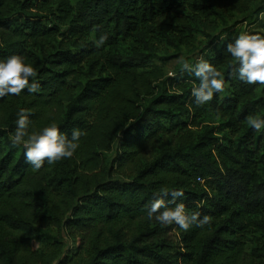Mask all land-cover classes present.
<instances>
[{"label": "trees", "instance_id": "obj_1", "mask_svg": "<svg viewBox=\"0 0 264 264\" xmlns=\"http://www.w3.org/2000/svg\"><path fill=\"white\" fill-rule=\"evenodd\" d=\"M261 13L264 0H0L9 28L0 61L22 56L39 84L0 99V264H264V127L247 123L264 119V88L257 97L258 84L233 75L226 52ZM121 39H131L128 52L116 49ZM193 54L225 80L203 105L192 95L199 79L178 60L195 66ZM21 108L30 132L55 123L69 139L86 133L74 155L34 170L11 140ZM171 126L175 144L147 159ZM156 199L211 221L188 231L173 223L170 238L169 225L147 218ZM66 231L81 238L70 255Z\"/></svg>", "mask_w": 264, "mask_h": 264}, {"label": "clouds", "instance_id": "obj_2", "mask_svg": "<svg viewBox=\"0 0 264 264\" xmlns=\"http://www.w3.org/2000/svg\"><path fill=\"white\" fill-rule=\"evenodd\" d=\"M108 36L102 35L95 44L99 48L106 43ZM226 52L238 63L233 75L238 73V78L247 84L264 85V36L259 34L242 33L234 42L228 43ZM184 70L199 79L198 87H193L192 95L198 105L208 103L213 99L214 93L223 92L225 80L222 73L211 63L201 59L191 65L183 57L180 58ZM37 77L36 69L26 64L22 56L13 55L7 60L0 61V99L8 95H19L24 89L30 92H37L39 84L32 82ZM16 121V130L11 140L14 145L23 144L26 161L32 165L34 170H39L45 162L48 164L57 163L63 159L71 158L79 147L81 136L86 133L74 129L71 139L60 132L55 123L45 127L42 132H30L29 112L21 108ZM247 123L253 129L259 131L264 127V119L249 116ZM168 193L165 191L164 193ZM174 197H182L184 193L177 191L172 193ZM161 208H165L160 212ZM157 213H159L157 215ZM147 218L155 219L162 225L177 224L180 228L188 231L193 225L204 227L209 224L211 218L204 216L200 219L199 213L188 214L183 203L177 204L174 208H167L163 199L154 200L147 210Z\"/></svg>", "mask_w": 264, "mask_h": 264}, {"label": "rangeland", "instance_id": "obj_3", "mask_svg": "<svg viewBox=\"0 0 264 264\" xmlns=\"http://www.w3.org/2000/svg\"><path fill=\"white\" fill-rule=\"evenodd\" d=\"M257 2H259V0H257ZM264 24V13H261V15L259 16L258 20L256 21V23L254 24H247V23H243L244 27H245V31L246 33L249 34H254V32L257 31H261L263 32L264 29L262 28V25ZM9 28L6 25H0V43L3 42L6 34L8 33ZM63 38V37H62ZM62 38L57 39L54 44L55 47L57 46H61L60 42L63 43L62 46L65 44V42L62 41ZM196 43L202 44V42L204 41V38L201 36H196ZM132 47V41L131 39H121L116 43V49L120 50L122 52H128ZM76 50V49H75ZM168 50L171 52L174 50V47L171 45L169 46ZM159 52L161 53H165V48L163 46H160L159 48ZM187 53L186 49L182 52L183 55H185ZM196 62H199L203 55L202 54H193ZM181 56V55H180ZM182 57V56H181ZM180 57V58H181ZM178 58V60L180 59ZM177 62V58H174L173 60H171V62L169 63V74L174 75V73L172 72V68L174 67V65ZM259 89L257 90V97H260L262 95V91L264 88V85H260L258 84ZM210 120H213L214 118H208ZM224 133V132H223ZM178 136V129L171 126L169 130L167 131H161L159 134V137L153 138L152 142H150L147 146V148L145 149L144 153L145 155H147V159H152L155 155H157L160 150L167 144V142L171 143L172 145H174V139H176ZM223 136V135H222ZM240 136V134H238L234 139L237 141L238 137ZM119 142H115L114 144V149L109 152L108 155V159H109V163L114 161L116 152H117V147H118ZM115 171H116V175L118 176V170L117 167H114ZM123 176V175H122ZM72 233V232H70ZM70 233H68L67 231L64 232V236H65V245H64V253L66 255H70L72 253L75 252L76 248L79 246L81 238L79 236H72ZM168 237L173 238V239H178V234L175 228H171L170 225L168 227V230L166 231ZM259 236V235H258ZM257 236V237H258ZM33 247L35 249H42V245L41 243L36 240L35 238H32L31 241ZM254 243L253 242H249L246 246V250L247 253L249 255L252 254L253 251V247H254Z\"/></svg>", "mask_w": 264, "mask_h": 264}]
</instances>
